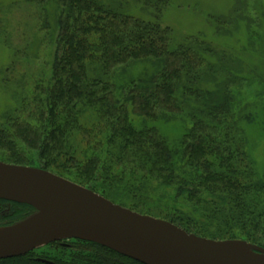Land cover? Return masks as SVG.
<instances>
[{
    "label": "trees",
    "instance_id": "trees-1",
    "mask_svg": "<svg viewBox=\"0 0 264 264\" xmlns=\"http://www.w3.org/2000/svg\"><path fill=\"white\" fill-rule=\"evenodd\" d=\"M31 1L41 6L36 27L52 37L50 69L4 79L0 161L43 167L187 232L264 247V159L243 128L264 107V82L241 95L254 76L243 55L264 56V33H255L264 31L263 0L211 13L227 27L218 33L246 29L244 45L224 48L198 34L175 40L161 23L167 0H144L157 6L151 19L109 0ZM32 211L0 199V225ZM48 246L52 257L29 251L0 264H142L81 239Z\"/></svg>",
    "mask_w": 264,
    "mask_h": 264
},
{
    "label": "water",
    "instance_id": "water-1",
    "mask_svg": "<svg viewBox=\"0 0 264 264\" xmlns=\"http://www.w3.org/2000/svg\"><path fill=\"white\" fill-rule=\"evenodd\" d=\"M0 199L33 208L25 217L0 225V258L75 238L142 264H264L260 245L187 232L43 167L0 161Z\"/></svg>",
    "mask_w": 264,
    "mask_h": 264
},
{
    "label": "rangeland",
    "instance_id": "rangeland-1",
    "mask_svg": "<svg viewBox=\"0 0 264 264\" xmlns=\"http://www.w3.org/2000/svg\"><path fill=\"white\" fill-rule=\"evenodd\" d=\"M125 1L127 4H125ZM109 3L125 13L142 18L151 19L157 11V6L145 9L144 0L137 2L133 0H109ZM232 4V0H167L161 11V23L163 26H169L173 30L175 40H181L186 35L198 34L204 36L205 39H207L208 42L210 41L209 43L214 46L223 48L227 45L241 46L244 45L246 29L241 26L239 30L233 33V36H226V34L218 33L217 31L223 32L222 30L227 27L222 26V23H219V21L217 22V17L211 14H221L227 11ZM143 9L146 14L143 12ZM40 11L41 6L35 1L0 0V68L1 70H6L5 68H7V66L13 65L12 69L8 68L10 75H6L0 71V106H4L6 101L11 99L9 91L6 90L5 92L3 89L4 84L7 82L8 84H19V80L21 79L20 74L26 70H28L27 73L37 77L42 71L47 72L50 69V61L53 53L52 37L36 27V21L39 19L38 15ZM257 14H259L258 11ZM255 33L257 37L261 34L262 38L264 31L258 28V31H255ZM257 41V44H255L256 47L254 48L257 49L258 46V52H261V50H259V46H261L259 44V39ZM263 43L264 42H262V50H264ZM223 48L222 50H224ZM263 58L264 56L262 53H257L255 55L246 53L243 55L242 59L246 62L247 66L253 70L254 76L250 78L252 81H250L249 84H244L241 95H243L244 92L245 95L251 92L254 93L259 85L257 82L252 84L254 79L258 78L264 82V60L261 62ZM239 59H241V56H239ZM234 61V59L231 60L232 63H234ZM139 70L140 68L136 67L130 70V73L135 75ZM23 75L27 77L26 74ZM5 78L8 80L7 82H4ZM247 97L250 99V94H248ZM253 99L250 101H255L257 98ZM173 126L174 125L171 124L169 127L171 131L168 130V132L170 134L175 132V130L171 128ZM243 128L246 140L254 144L255 157L258 160H263V106L256 110L251 120L244 124ZM58 242L64 244L63 248L66 249H68V246L72 243L74 244V241L70 239H63L57 241V243ZM49 244L39 246L31 251L38 256L52 257L53 255L48 250L50 249V246H48Z\"/></svg>",
    "mask_w": 264,
    "mask_h": 264
},
{
    "label": "flooded vegetation",
    "instance_id": "flooded-vegetation-1",
    "mask_svg": "<svg viewBox=\"0 0 264 264\" xmlns=\"http://www.w3.org/2000/svg\"><path fill=\"white\" fill-rule=\"evenodd\" d=\"M70 240H72V241H74V243H76L77 242V240H79V239H75V238H69ZM63 240V239H62ZM65 240H68V239H65ZM57 241H59V240H57ZM57 241H54V242H57ZM58 243H60V242H58ZM62 244V243H61ZM64 245V244H63ZM66 245H68V244H66ZM40 260H44V259H40Z\"/></svg>",
    "mask_w": 264,
    "mask_h": 264
}]
</instances>
